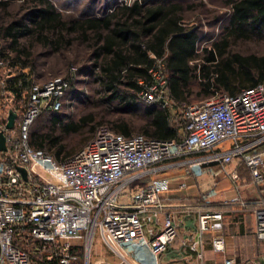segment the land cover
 Returning a JSON list of instances; mask_svg holds the SVG:
<instances>
[{"label":"built area","instance_id":"obj_1","mask_svg":"<svg viewBox=\"0 0 264 264\" xmlns=\"http://www.w3.org/2000/svg\"><path fill=\"white\" fill-rule=\"evenodd\" d=\"M70 71L78 73L79 67L73 65ZM151 73L155 83L139 94L146 103L164 99L161 88L167 84L159 69ZM15 77L11 61L0 57V133L7 144V151H0V264H35L31 254L16 244L26 229L32 241L43 244L42 250L53 251L51 259L58 264H79L76 248L84 249V264H91L97 234L113 264H143L144 251L158 259L178 235L176 214L165 211L162 200L170 180L156 176L157 166L167 161L177 160L175 166L197 181L205 205L218 195V174L237 184L243 165L256 185H264V81L237 95L217 93L187 105V134L181 141L142 134L127 137L101 126L84 149L58 162L31 146L30 133L43 109L62 108L69 82L62 77L33 81L17 101L9 90ZM11 111L21 115L15 128L8 130ZM227 143L230 148L222 149ZM211 164L219 171L209 168ZM19 168L27 170V181ZM206 177L211 181L204 187ZM254 215L255 234L264 241V208ZM222 219L221 212H202L200 232L216 231ZM147 224L158 226V231L147 230ZM212 248L224 252V238L216 236ZM99 264H110V258L101 257Z\"/></svg>","mask_w":264,"mask_h":264},{"label":"trees","instance_id":"obj_2","mask_svg":"<svg viewBox=\"0 0 264 264\" xmlns=\"http://www.w3.org/2000/svg\"><path fill=\"white\" fill-rule=\"evenodd\" d=\"M10 1L0 0V10L8 9ZM28 1L38 6V13L28 22L13 17L12 21L3 24L0 19V39L9 42L15 51V55L10 56L4 47H0V57L10 60L15 69L16 77L11 80L9 90L17 101L26 96L36 81L29 56L24 49H17L21 39H36L56 49L66 36L72 34L84 41H92L95 56L92 64L98 71L102 101L110 106L117 105L120 110H134L137 117L145 120L141 133H134L131 123L120 118L114 120L111 127L106 125L113 132L127 137L142 134L157 140L181 141L187 134V105L205 101L217 93L237 95L264 81V54H243L236 50L242 43L255 38L264 39V0H223L228 9L224 15L226 23L222 33L204 47L202 53L198 43L210 37L199 20L207 10L204 0H134L129 5L116 2L104 6L99 16L94 15L95 7L90 6L82 17L69 20L59 12L56 0ZM198 20L201 26L197 25ZM70 68L69 75L62 77L69 82V90L76 83ZM158 69L167 82L161 88L165 103L160 99L146 103L139 94L146 86L155 83L151 71ZM195 95L201 100L193 102ZM26 101L27 97L23 104ZM62 104L59 111L43 109L40 118L59 114L65 98ZM51 120L53 131L42 133V126L35 127L32 137L30 133V144L35 149L48 150L58 162L79 153L103 126L97 128L93 117H83L64 125L59 117ZM59 128L61 132H58ZM59 134L79 136L81 141L76 147L67 149ZM261 152L264 153V145ZM243 169L248 171L243 165L240 172ZM258 187L264 195V185ZM263 208L264 201L258 209ZM19 234L16 244L31 254L35 264H58L57 259H51V249L42 250V243L30 239L28 229ZM80 256L79 264H84L83 251Z\"/></svg>","mask_w":264,"mask_h":264},{"label":"rangeland","instance_id":"obj_3","mask_svg":"<svg viewBox=\"0 0 264 264\" xmlns=\"http://www.w3.org/2000/svg\"><path fill=\"white\" fill-rule=\"evenodd\" d=\"M204 1L208 4L207 10L202 13L199 20L201 23L203 22V28L209 33L210 37L208 36L207 39L203 38L199 41L198 45L201 53L204 47L209 46L222 33V29L226 23L224 15L228 12V9L222 6L223 0ZM54 2L58 5L59 12H62L66 20L82 17L90 6L95 7L96 14L94 15L99 16L102 14L104 6H111L116 2H119V5L131 4V0H56ZM37 8L38 6L28 0H11L8 9L5 11L0 10V19H2L3 24L12 21L13 17H17V20L28 22L32 16L38 13ZM217 17H220L222 22L218 24L213 22ZM197 25L201 26L200 22ZM91 45L92 41H84L77 34L66 36L63 43L59 44L56 49L47 47L42 41L36 39L25 38L19 42L17 49H24L29 56L28 60L30 66L35 71L36 77L34 79L37 82L44 83L59 76L67 77L71 65L75 64L79 67V72L73 75L76 77V83L66 94L63 110L59 114L44 115L38 119L32 126L31 137L35 127L39 128L42 126V133L52 132L53 123L51 119L53 117H59L63 125L78 121L83 117H93L97 122V128L101 125L111 127L112 122L120 118L121 121L131 123V129L134 133H141L144 129L145 120L137 117L134 110H120L117 105L110 106L105 101H102V95L99 93L100 85L97 82L98 71L96 72L92 64L95 62V56ZM0 47H4L8 55H15V51L10 47L9 42L6 43L3 38L0 39ZM236 50L243 54L256 53L262 55L264 54V39L255 38L248 43H242ZM86 66L88 69H85ZM193 98V102L201 100L197 95ZM58 132H61L60 128ZM58 137L63 140L62 143L67 149L76 147L81 141V137L79 136L59 134ZM47 152L48 155L56 160L51 152L48 150ZM94 241L95 247L93 257L91 258L92 264L100 260L101 257H108L111 261L114 260L106 249L103 248L98 234Z\"/></svg>","mask_w":264,"mask_h":264},{"label":"crops","instance_id":"obj_4","mask_svg":"<svg viewBox=\"0 0 264 264\" xmlns=\"http://www.w3.org/2000/svg\"><path fill=\"white\" fill-rule=\"evenodd\" d=\"M222 6L224 7L223 3ZM220 20L221 18L217 17L213 21L218 23ZM230 146L229 143L224 144L222 149H229ZM176 161L159 164L156 176L170 180V190L162 195V200L166 206L165 211L171 210L176 214L178 235L158 259L144 251L143 264H264V241L259 240L255 234L254 215L255 210L262 205L264 195L253 182L250 173L243 169L237 184L223 174H218L216 177L218 195L212 204L205 205L200 198L197 181L186 175L182 167L175 166ZM209 168L219 171L216 164H211ZM203 181L202 186L207 187L211 178L206 177ZM204 211L222 213L223 219L216 231H207L203 234L200 232L199 215ZM146 229L156 232L158 226L147 224ZM216 236L225 240L226 248L222 253H217L212 248V240ZM94 242L90 258L93 257ZM102 246L110 254L103 242ZM75 251L80 254L84 249L76 248ZM114 262L115 260H110V264ZM93 264H99V260Z\"/></svg>","mask_w":264,"mask_h":264},{"label":"water","instance_id":"obj_5","mask_svg":"<svg viewBox=\"0 0 264 264\" xmlns=\"http://www.w3.org/2000/svg\"><path fill=\"white\" fill-rule=\"evenodd\" d=\"M162 103H165L164 99L161 100ZM18 118V115L16 113H14L13 111H11L10 113V117H9V122L7 125V129L8 130H12L15 128V124H16V119ZM0 151H7V144H6V136L4 135L3 132L0 133ZM19 170L22 172L23 174V179L25 181L28 180V172L26 169L24 168H19Z\"/></svg>","mask_w":264,"mask_h":264}]
</instances>
